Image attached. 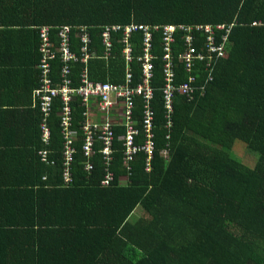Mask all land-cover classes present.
<instances>
[{"label": "trees", "instance_id": "trees-1", "mask_svg": "<svg viewBox=\"0 0 264 264\" xmlns=\"http://www.w3.org/2000/svg\"><path fill=\"white\" fill-rule=\"evenodd\" d=\"M128 23L223 25L228 28L224 55L214 60L211 81L204 82L203 72L196 78V85L205 86L203 95L194 91L190 101L174 96L172 128L165 139L160 33H153L155 152L150 169L142 153L127 171L114 156L107 186L99 184L105 175L99 158L89 159L91 171L82 168L79 142L72 145L70 182L62 183L58 106L52 99L48 142L39 136L38 147L48 151L47 162L37 150L39 169L33 174L45 195H54L41 197L40 213L31 216L20 244L0 233V251L7 245V255L21 257L23 264H264V0H0V61L23 66L30 91L39 81L38 27H50V41L56 44L58 27L69 26L76 51L79 27L85 26L90 50L99 53L100 27ZM132 40L136 54L138 33ZM114 45L118 55L120 45ZM49 64L55 82L61 63L56 57ZM88 69L90 79L111 82L122 72L118 61L107 70L103 61H89ZM78 73L75 65L74 85ZM185 80L175 64L174 83ZM28 101L20 95L18 105ZM38 103L33 97L34 108L10 113L27 115L35 107L39 112ZM139 108L136 104L135 113ZM71 109L77 125L81 108L73 102ZM234 141L245 146L252 163L231 158ZM164 148L165 159L159 153Z\"/></svg>", "mask_w": 264, "mask_h": 264}, {"label": "built area", "instance_id": "built-area-1", "mask_svg": "<svg viewBox=\"0 0 264 264\" xmlns=\"http://www.w3.org/2000/svg\"><path fill=\"white\" fill-rule=\"evenodd\" d=\"M86 29L85 26L79 27L81 45L73 51L69 41V26L58 27L56 44L50 41V27L37 28L39 81L38 87L32 91V96L39 102L40 137L45 145L49 138L46 121L50 116L51 101L52 99L57 101L56 116L62 140L60 148L62 183L70 182V163L74 161L72 145L73 142H79L82 157L85 158L82 168L91 171L92 164L89 159L99 158L105 165L103 168L105 175L99 184L107 186L113 176L108 167L112 164L114 156L119 157V165L127 171L137 154L142 153L144 166L146 170L150 169V161L155 152L153 140L155 118L152 108L154 88L151 84L153 33H160L163 82L159 88L161 125L166 131L165 139H168L172 128L174 96H184L190 101L194 91L203 95L205 86L196 85V78L203 72L206 73L204 82L211 81L214 60L224 55L228 28L208 24H112L100 27L99 53L90 50L92 42ZM221 31H224V34L218 35ZM134 33L139 35V52L136 54L133 51ZM114 34L119 35L116 40L113 39ZM114 42L120 45L118 55L114 52ZM56 57L61 66L58 78L54 82L49 77V62ZM93 60L103 61L106 70L110 64L120 62L122 72L119 80L111 82L90 79L88 66L89 61ZM175 64H179L186 75V80L181 83H174ZM75 65L79 66V73L74 85L70 74ZM133 66H137V69H133ZM111 68L115 69L117 65ZM73 102L81 108V119L77 125L76 123L73 125L71 113ZM136 104L140 105L139 113H135ZM116 130H120L117 136ZM159 153L165 159L168 156V149L164 148ZM47 154L46 149L37 151L43 162H47ZM50 164L53 162L50 161Z\"/></svg>", "mask_w": 264, "mask_h": 264}, {"label": "crops", "instance_id": "crops-1", "mask_svg": "<svg viewBox=\"0 0 264 264\" xmlns=\"http://www.w3.org/2000/svg\"><path fill=\"white\" fill-rule=\"evenodd\" d=\"M23 68L0 61V166L3 168H0V233L5 238L12 236L18 239L19 244L31 216L40 213V206H43L38 208L41 197L54 195L51 192L45 195L44 186H39L38 176L33 174L39 169L35 154L40 141L38 109L27 111V115L10 113L11 109L25 111L34 108V89L27 90L31 84L29 77L23 74ZM34 69L37 70L36 65ZM20 95L29 98L25 106L18 105ZM37 208L38 212H31ZM8 250L6 245L0 251V264H23L21 257L8 256Z\"/></svg>", "mask_w": 264, "mask_h": 264}, {"label": "rangeland", "instance_id": "rangeland-1", "mask_svg": "<svg viewBox=\"0 0 264 264\" xmlns=\"http://www.w3.org/2000/svg\"><path fill=\"white\" fill-rule=\"evenodd\" d=\"M229 152H230L231 158L236 160L239 163H242L245 165L250 164L249 162L252 163V161L249 158L251 156H249L245 153V146L239 141L233 142V145H232L231 150ZM252 160L254 161L253 158H252Z\"/></svg>", "mask_w": 264, "mask_h": 264}]
</instances>
